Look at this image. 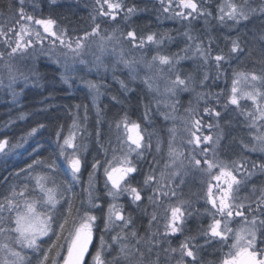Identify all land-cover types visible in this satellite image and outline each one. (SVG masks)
Masks as SVG:
<instances>
[{
    "label": "snow or ice",
    "instance_id": "1",
    "mask_svg": "<svg viewBox=\"0 0 264 264\" xmlns=\"http://www.w3.org/2000/svg\"><path fill=\"white\" fill-rule=\"evenodd\" d=\"M159 3L166 17L170 16L173 20H179L182 25H187L181 34L183 40L177 41L174 45L177 48L175 52L162 51L165 40L171 37L158 32L138 35L137 30L132 28L121 32L119 37L114 33H107V30H104L102 35L98 18L103 23H116L119 20L125 28H129L132 17L142 11L135 3L128 6L126 0L115 2L96 0V15L90 17L91 31H86L83 36L75 38L70 35L68 28L61 30L57 20L51 16L36 18L35 15L29 14L27 11L29 7L33 13L37 11L36 4L29 5L27 0H14L16 18L0 24V61L6 62L23 56L30 49L43 50L45 42H48L51 48L60 47L64 50L65 60L71 54L73 65L77 62L84 65L90 63L81 57L88 47V41L96 38H99L98 47L101 53L106 51V45L113 41L119 45L120 41L124 40L133 49L148 51H152V46L155 45L156 52L150 59L147 57L140 60L126 59L121 52L116 67L112 68L113 75L115 76L116 68L122 66L132 78H135L139 76L140 66L143 65L153 73L152 77L145 79L149 88L152 87L154 79L164 83L163 90L159 86L153 89L154 98L172 101L166 106L173 111L175 105L179 103L177 97L180 94L194 93L197 101L203 100L208 106L203 108L202 114L196 109H190L189 119L185 122L188 136L185 147L190 150L182 151L175 147V129L170 130L173 138L167 142L168 162L164 165V170L159 176L152 170L143 176L142 181H137L136 176L141 173L132 157L135 154L136 157L142 158L144 152L151 150V136L146 139L141 123L124 115L112 125L117 133L115 147L112 146L111 140L108 141L107 149L101 144L105 158L103 161L95 159L91 168L93 172L103 168L105 187L109 189L108 196L113 201L121 196L128 197L130 205L136 206L133 211L139 209L145 199L154 208L163 206L165 201L177 200L176 189L184 183L186 176L206 175L209 179L206 181L207 191L204 199L210 208H206L204 214L210 215L211 222L207 227L199 229L196 234H191L187 223L188 218L193 215L188 211L192 207V201L178 200L175 205L168 204L165 207L162 217L163 232L157 227L155 232L141 235L135 228L132 213L126 212L123 205L111 203L108 205L104 231L114 234H110L108 239H105L104 235L99 237V247L92 255L93 264H203L199 254L212 243H220L228 249L218 264H264V186L257 187L253 182V177L257 174L264 176V58L260 61L259 72L232 69L231 88L227 94L223 91L217 93L198 91L210 88L209 81L214 83L221 77L227 79L228 68L225 65L230 67L233 63L239 62L241 57L249 54L247 46L250 41L241 35L240 29L251 22L257 11L259 17H264V6L258 10L246 8L235 3V0H222L215 8L208 5L207 0L178 2L159 0ZM47 6L55 8L60 5L57 4V0H47ZM201 20L206 24L214 21L216 26L210 31L202 29L194 35L192 25ZM27 25L39 26L42 31L37 30L33 33ZM216 32L225 35H214ZM221 41L224 47L220 46ZM261 42L264 43V36L261 37ZM180 43H183L184 47H179ZM112 50L115 51V46ZM261 56L264 57V52ZM102 63L101 57L97 56L95 60L97 71ZM184 63L192 64L191 70L182 68ZM5 67L10 73V81H14L16 77L12 75V66L6 63ZM65 67L67 68V65ZM105 70L107 71V68ZM64 80L67 82L68 77L65 76ZM119 83L122 89L128 90V83L124 80H120ZM86 84L97 95L100 94L99 89L103 85L93 81H86ZM242 84L251 90L244 91ZM222 98L224 103L220 105ZM112 99L117 100V97L114 96ZM242 100L252 102L254 107L251 111L241 109ZM150 104L151 101L145 106V119L148 117ZM217 107L223 109L224 116L229 110H241L240 114L245 117L247 131L250 134L249 142L241 141V147L250 153H259L260 158L257 161L247 159L225 161L220 158L222 141L225 139L220 121L224 116L221 111H217ZM97 111L99 113V109ZM204 115L213 118L215 122L204 124ZM168 118L166 115L165 119ZM83 119H87L86 114ZM44 127V124H37L15 143L0 133L2 137L0 155L14 153L24 148L28 138ZM78 132L87 134V129L75 119L67 135H64L63 128L56 132L59 155L64 157L68 170L77 181L84 165L80 153L81 146L77 144ZM95 135L99 143L102 135L99 129ZM156 148L157 151H161L159 143ZM109 151L112 152L111 159L108 158ZM33 152L35 153L36 149H33ZM45 163L46 173L29 175L34 187L9 185L7 195L0 197V237H3V240H0V264H59L57 257L60 253L57 249L61 247L58 243L61 238L68 241L63 264H85V255L88 254L89 245L93 240V224L97 217L90 211H85L81 215L80 209L74 207L71 198L65 201L68 205L66 210H58V205L59 209L64 208L61 201L65 193L71 189L56 181V161L34 159L26 168L19 169L10 176L31 174L36 167ZM89 175L91 178L92 173ZM9 178V176L3 178L5 185H8ZM176 181H180V184H176ZM250 184L252 187L249 189ZM89 189H92L91 183ZM242 191H248L249 195L242 197L240 195ZM94 199L98 198L93 197L92 191L89 190L88 203L92 204ZM141 211L146 212V209ZM150 216L149 225L159 223L161 217L156 212ZM236 218L242 221L238 229L229 226ZM186 231L188 235H184ZM65 232L68 233L67 237L63 236ZM49 233L57 237V242L44 249L41 246V237L49 236ZM177 235L184 236V239L177 247H172L168 240ZM201 239L204 241L203 244L199 243ZM25 250L31 251L32 256H28Z\"/></svg>",
    "mask_w": 264,
    "mask_h": 264
},
{
    "label": "trees",
    "instance_id": "2",
    "mask_svg": "<svg viewBox=\"0 0 264 264\" xmlns=\"http://www.w3.org/2000/svg\"><path fill=\"white\" fill-rule=\"evenodd\" d=\"M239 1L240 4L246 6V8H255L258 10L261 6H264V0ZM126 3L128 6L135 3L137 7L142 10L133 17L131 25L139 24L149 29H156L159 25H162L157 15L161 9L159 0H126ZM36 4H38L37 11L33 13L32 8L29 7L27 9L29 14L35 15L36 18L51 16L53 19L57 20V24L60 28H68L70 35L75 37L81 36L86 31L91 30L92 20L90 17L95 16L97 12L96 0H57V4L60 6L55 8L47 6V0H37ZM207 4L215 8L218 2L216 0H207ZM15 7L14 0H0V24H5L9 21L5 20L4 17L6 14L12 12ZM144 9H146V11H144ZM99 20L98 18L97 22ZM214 26H216L214 21L210 24H206L203 20L199 23H193L192 27L195 30L193 34L195 35L205 28L210 31ZM246 27L249 32H252L253 28L262 29H258L257 38L251 40L250 44L247 46L249 50L247 61L252 65L253 61L259 59L258 56L264 52V43L261 42V37L264 36V17H259L257 11L256 16L250 23L246 24ZM213 34L220 35V32ZM219 43L221 47H224L222 41ZM225 67L228 68L229 73L231 70L230 67L228 65H225ZM35 69L36 72L33 76L36 74V78L33 85L10 88L0 92V133L8 136L12 142L15 143L31 128L36 127L37 124L45 125V127L40 128L34 136L28 138L24 148L16 150L14 153L10 152L7 155H0V197L7 195L9 185H20L21 187L27 185L29 188L34 187L33 183L29 180V175L34 176L37 173H46L47 163L36 167L35 171L31 174L26 173L16 177L10 176L11 173L26 168L34 159H40L45 162L55 160L57 166L55 174L56 181L69 186L71 189L65 193L64 199L61 201V203L64 204V208L59 209L58 205V210H66L68 205L65 201L71 198L74 207L80 209L81 215L85 211H90L92 215L97 217L93 224L97 242L91 253V258L86 262V264H91L92 255L95 254L100 244L99 237L106 233L104 231L105 220L107 217L108 205L111 204V199L108 196L109 189L105 187L106 178L103 168L98 169L95 173L91 168V164L95 159L104 160V150L101 149V144L104 149H107L109 148L108 141L111 140L112 146L115 147L117 133L114 126H112L114 121L120 119L124 115H127L134 121H143V113L146 111L145 106L148 105V95L143 89L144 86H141L137 82L134 83L135 88L133 91H126L120 87L118 80L107 75L100 78L97 77V79L102 82L101 84L103 86L102 96L99 100H96L91 91L84 84V76L81 72H77V75L73 76L72 73L63 72L61 68L52 61H40ZM253 70L257 72L260 71L255 68ZM65 76L68 77L67 82L64 80ZM229 79V77L227 79L221 77V79L214 83L209 81L211 87L204 90L211 91L212 93L221 91L226 93L225 85L227 82L229 83ZM114 96L117 97V100L112 99ZM125 97H127V99H125ZM223 103L224 98L220 100V105H223ZM77 105L81 107H75ZM97 109H99V113ZM221 109V107H217L218 111ZM85 114L87 116L86 120L83 119ZM74 119L77 120V123L81 124L83 128L87 129V134L81 133L78 138V145L81 146L80 153L84 161L78 181L73 179L64 157L59 155L56 138V132L60 131L61 128H63L64 135L68 134ZM98 120L99 124H97ZM97 129L102 133L99 138V143L95 135ZM33 149H36L35 153ZM111 155L112 152L109 151V159ZM150 157L151 154L148 153L142 158L136 159L137 166L141 173L136 176L137 181H142L143 176L150 172V168L153 165ZM242 158H244V155ZM247 160L252 161L250 158ZM257 160L258 159L255 161ZM90 173H92L91 178L89 175ZM5 176L10 177L8 185L4 184L3 178ZM193 182H187L188 186L184 190L185 193H183L190 199L195 197V194H192L195 186V182ZM90 183L92 189H89ZM261 186H264V182L258 184V187ZM89 190L92 191L93 197L98 198L94 199L92 204L88 203ZM120 201L126 212L132 213L135 222L140 227L141 216H147V210L144 212L141 211V209L147 208L149 204L148 201L145 199L144 204L135 211H133V209L136 208V206L130 205L128 197L123 196ZM190 211L203 214L202 222L199 217L191 218L189 229H191V234L194 235L199 225H207L208 222H204L206 216V214H204L205 209L202 211L199 208L194 210V207H192ZM106 234L105 239H108L109 235L114 233ZM67 235V232L63 233L64 237H67ZM41 241L42 248L47 249L53 242H57V237L50 233L49 236ZM58 243L61 247L57 249L60 253L57 260L59 264H62L63 257L67 254L66 249L68 241L61 238ZM212 245L213 247L221 246L220 243H212ZM25 251L28 256H32L31 251ZM53 255H55V253H53Z\"/></svg>",
    "mask_w": 264,
    "mask_h": 264
},
{
    "label": "rangeland",
    "instance_id": "3",
    "mask_svg": "<svg viewBox=\"0 0 264 264\" xmlns=\"http://www.w3.org/2000/svg\"><path fill=\"white\" fill-rule=\"evenodd\" d=\"M37 0H27V3L29 5L36 4ZM71 1V0H68ZM219 3L222 2V0H216ZM115 2V0H113ZM178 2V0H177ZM235 3L238 5L240 4L239 0H235ZM38 6V4H36ZM15 9L12 10L9 14H6L4 17L5 20H12L16 17H14ZM160 12L157 13L159 16V19L161 20V24L156 29H149L146 28V26H142L139 24L131 25V22L133 20V17L130 21L129 28H125L124 24L120 22L119 20L116 23H103L101 20L98 22L101 23V29H102V35L104 34V30H107V33L112 34L114 33L115 36L119 37L121 32H126L127 30H131L132 28H135L137 30L138 35H147L151 32H158L162 35L170 36L171 39H166L164 48L162 51L164 52H175L177 51V48L174 46L177 41H182V33L185 30V27L187 25H182L179 20H173L170 16L166 17L165 14L159 10ZM123 15V13H121ZM31 29V31L34 33L37 30H41L39 26L35 25H27ZM60 28V27H59ZM61 30L63 28H60ZM259 30H262L258 28ZM258 29L253 28L252 32H249L247 30L246 26H241L240 33L241 35H244L245 38L251 42V40H255L257 38V31ZM115 30V31H114ZM91 31V30H90ZM84 35V34H83ZM81 35V36H83ZM221 36L225 35V33H220ZM75 38V36H72ZM78 37V36H77ZM260 39V38H258ZM100 41L99 38L92 39L88 41V47L84 50V53L82 55V59L89 61L90 63L87 65L80 64L77 62L75 65H73L72 60L70 58L71 54H69V58L65 60V54L64 50H62L60 47L51 48L48 42H45L43 45V50L41 48H35L30 49L27 54L23 56H17L14 59H10L8 61H0V92L5 91L6 89H12V88H19L21 86L26 87L29 85H33L35 82L37 64L40 61H48V62H54L56 63L63 72H69L72 73V75L76 76L77 72H81L83 74L84 78V84L87 86L86 81H93L98 85H102L97 79V77L102 76H111V78H115L116 80H124L126 83H128V90L133 91L135 88L134 83L137 82L141 86H144L143 89L148 95V104L149 101H151L150 108L148 109V117L145 119V112L143 113V121L141 123V127L145 130V136L146 139L148 136H151V144L152 148L150 151L144 152L143 156L145 154L150 153L151 157L150 160L153 162L152 167L150 168V171L155 170L156 174L159 176L160 172L164 170V165L168 162L167 158V151L168 146L167 142L173 138V134L170 132V130L175 129L174 139H175V147L182 151H189L190 149L186 148V142H187V132H186V124L185 122L189 119L188 111L190 109H196L198 112L202 114V110L204 107H206V104L203 100L197 101L194 93H183L180 94L177 99L179 100V103L175 105V110L173 111L172 108L166 106L168 104H171L172 101L170 100H164L160 97L154 98L153 89H155L157 86L161 90L164 88L163 81L153 80L152 87L149 88V85L145 83V79L148 77H152L153 73L148 71L143 67V65L140 66L139 76L132 78L126 69H123L122 66L116 68L115 76L113 75L112 68L116 67L117 61L119 59V56L121 52L124 53V56L126 59H136L140 60L142 57H147L148 59L151 58V55L155 54L156 52V46H152V51H148L147 49L141 50V49H133L131 45H129L126 41L121 40L119 45H116V42L113 41L110 44L106 45V51L101 53L98 45ZM223 44V42H222ZM250 44V43H248ZM115 46V51H113V47ZM179 47H184L183 43H180ZM249 55V54H248ZM248 55H245L240 58L239 62H235L230 66V72L228 73L229 83L227 82L225 85V91L227 94L228 91L231 88V71L232 69H236L238 71H244V72H250L251 70L259 69L261 68L260 61L262 58L261 54L259 59H256L253 61V66L249 64L247 61ZM100 56L102 59V64L99 67V71H97V67L95 65L96 57ZM59 61V62H58ZM247 61V62H246ZM10 64L12 66V75H15L16 79L14 81H10L9 76L10 73L8 69L5 67V64ZM67 65V68L65 67ZM192 64L184 63L182 64V68L186 70H191ZM107 68V71L105 70ZM251 68V69H250ZM131 81V82H129ZM88 87V86H87ZM241 87L244 89V91H250L251 89L247 86L242 84ZM259 87V85H258ZM91 93L94 96V99L99 100L102 96V87H100L99 91L100 94L97 95L96 92L90 88H88ZM198 91H205L204 89H198ZM10 93V92H9ZM12 94V92H11ZM226 98V96H225ZM158 101H160L158 103ZM254 106L252 105L251 101L248 100H242L241 103V109L251 111ZM218 111V110H217ZM221 111L222 116H224L223 109L219 110ZM241 110H229L228 114L224 116V119L220 121L221 128L223 130L225 139L222 141V149L219 153V156L221 159L228 161L231 159L241 160V159H248L255 161L256 159L260 158L259 153H250L241 147V141L244 143L249 142V132L247 131V124L245 123V117L240 114ZM168 116V119H165V116ZM134 121V120H133ZM162 122V123H161ZM214 119L210 118L206 115L203 116V123H214ZM161 123V124H160ZM227 125V126H225ZM81 132H78V138L80 136ZM207 134V133H205ZM79 142V139L77 140V144ZM157 143L160 144L161 151H157L156 145ZM244 155V158L242 156ZM112 156V155H111ZM255 156V157H254ZM133 160L136 161L138 157L133 154ZM111 159V157H110ZM255 159V160H254ZM82 171V169H81ZM96 173V172H95ZM215 174V170L214 173ZM209 179V177L202 176L199 174H196L195 176L189 174L185 177L184 183L181 184L179 188H177V200H171V201H165L164 205L161 207L154 208L153 206L150 207L153 209V212H156L158 216L164 215L165 207H167L168 204L175 205L178 203V200H191L192 201V207H194V210L199 208L202 210L206 208H210V205H208L204 199L205 193L207 191V184L206 181ZM191 181L194 183V190L193 195L195 194V197L193 199L188 198L183 193L185 188L188 186L187 182ZM162 183L164 181H161ZM254 184L258 187V184L260 182H264V176H260L257 174V176L253 177ZM176 184H180V181H176ZM175 186V185H173ZM252 185H248V188L250 189ZM240 195L248 196V191H242ZM123 196H121L118 200L113 201L111 199V203H116L119 205H123L120 201V199ZM247 203V201H244ZM149 203V202H148ZM191 207V208H192ZM188 209V211L191 210ZM203 214L199 217L200 220L203 219ZM162 221V220H161ZM159 220L160 225L163 224ZM164 223V222H163ZM242 224V221L240 218H236L234 222H232L229 226L238 229ZM50 235V233H49ZM106 233L104 236L106 237ZM47 237V236H46ZM46 237H41V239H44ZM184 239V236H176L174 238H169L168 243L172 247H177L179 242ZM0 240H3V237H0ZM203 240L201 244H203ZM200 243V242H199ZM230 243V242H229ZM99 247V246H98ZM19 250V249H18ZM227 248L225 249V252H227ZM91 264H93V261L91 259Z\"/></svg>",
    "mask_w": 264,
    "mask_h": 264
},
{
    "label": "flooded vegetation",
    "instance_id": "4",
    "mask_svg": "<svg viewBox=\"0 0 264 264\" xmlns=\"http://www.w3.org/2000/svg\"><path fill=\"white\" fill-rule=\"evenodd\" d=\"M147 210V216H141V225L140 227L138 226V224L135 222V228L137 229V231L141 234V235H145V233H152L155 232L157 227H159L160 232H163V227L162 225H160V223L158 224H152L149 225V220L151 218L150 214L153 213V209L149 206H147L146 208ZM193 215L191 217L188 218V223H187V228L189 229V223L191 221V218H196V217H200L201 214H198L196 212H192ZM160 221L163 224L164 220L162 219V216ZM203 220H201L202 222ZM204 222H208V224L211 222V217L210 215H206L204 218ZM207 224V225H208ZM206 224H201L199 225L197 228V231L199 229H201L202 227H207ZM96 234V233H95ZM189 233L186 231L184 235H188ZM179 236V235H177ZM176 237V236H175ZM174 238V237H171ZM45 239V238H44ZM43 240V239H41ZM96 242H97V238H96ZM202 242V240L200 241V243ZM169 244V243H168ZM166 247L168 246L167 244L165 245ZM176 247V246H175ZM227 247H225L224 245L221 244V246L219 247H213V245H211L210 247H206L199 255L202 259L203 264H218L219 260L222 258L223 254L225 253V249ZM93 251V250H92ZM67 252V251H66ZM92 253V252H91ZM89 258H91V254L89 256ZM88 258V259H89ZM88 261V260H87Z\"/></svg>",
    "mask_w": 264,
    "mask_h": 264
},
{
    "label": "water",
    "instance_id": "5",
    "mask_svg": "<svg viewBox=\"0 0 264 264\" xmlns=\"http://www.w3.org/2000/svg\"><path fill=\"white\" fill-rule=\"evenodd\" d=\"M95 244H96V234H95V232L93 230V240H92V243L89 245V252H88V254L85 255V264H86V262H87V260H88V258L90 256V254H91V252H92ZM62 264H63V262H62Z\"/></svg>",
    "mask_w": 264,
    "mask_h": 264
}]
</instances>
